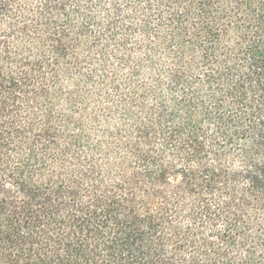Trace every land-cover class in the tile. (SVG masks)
<instances>
[{
    "label": "trees",
    "instance_id": "obj_1",
    "mask_svg": "<svg viewBox=\"0 0 264 264\" xmlns=\"http://www.w3.org/2000/svg\"><path fill=\"white\" fill-rule=\"evenodd\" d=\"M0 264H264V0H0Z\"/></svg>",
    "mask_w": 264,
    "mask_h": 264
}]
</instances>
